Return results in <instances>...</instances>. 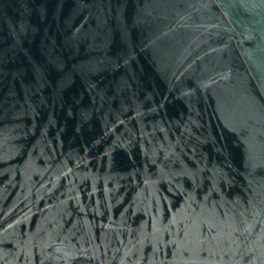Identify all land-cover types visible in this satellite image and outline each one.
I'll return each instance as SVG.
<instances>
[{
  "label": "water",
  "instance_id": "water-1",
  "mask_svg": "<svg viewBox=\"0 0 264 264\" xmlns=\"http://www.w3.org/2000/svg\"><path fill=\"white\" fill-rule=\"evenodd\" d=\"M0 264H264V0H0Z\"/></svg>",
  "mask_w": 264,
  "mask_h": 264
}]
</instances>
